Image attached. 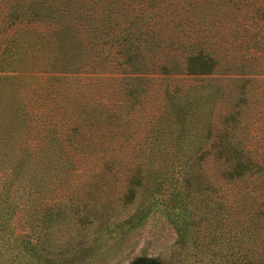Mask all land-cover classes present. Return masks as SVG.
I'll use <instances>...</instances> for the list:
<instances>
[{
  "label": "trees",
  "instance_id": "1",
  "mask_svg": "<svg viewBox=\"0 0 264 264\" xmlns=\"http://www.w3.org/2000/svg\"><path fill=\"white\" fill-rule=\"evenodd\" d=\"M60 203L94 233L152 208L184 264H264V0H0L9 264L33 247L12 223Z\"/></svg>",
  "mask_w": 264,
  "mask_h": 264
},
{
  "label": "rangeland",
  "instance_id": "2",
  "mask_svg": "<svg viewBox=\"0 0 264 264\" xmlns=\"http://www.w3.org/2000/svg\"><path fill=\"white\" fill-rule=\"evenodd\" d=\"M29 80H21L17 83L24 86ZM77 83V79L65 81L67 91L64 90V95L70 101L72 97L68 89H73ZM32 85L37 92L34 81L31 82ZM159 86L161 82H158V85H151L153 101L154 93L157 96ZM39 91L60 94L58 89ZM91 96L95 98L94 93ZM143 133L144 128L138 129L126 138L124 144L128 145L140 139ZM122 138L124 135H119L118 131H115L113 140L120 142ZM122 153L120 152L119 155ZM128 153L142 154L137 149ZM54 206L48 208V213L60 214L48 217V222L43 225V232L30 233L28 228L37 227L35 221L23 223L19 219L12 223L13 243L18 244L19 241L28 239L33 246L24 253H18L15 258L17 262L13 264H184L177 255L176 245L179 242L173 223L161 214L152 213V208L140 211L141 218L138 220L110 217L105 229L100 233H94L102 221L92 217H74L70 214L69 208L61 203ZM116 209L119 214L123 213L124 209L120 206ZM10 260L8 254L1 249L0 264H9Z\"/></svg>",
  "mask_w": 264,
  "mask_h": 264
}]
</instances>
